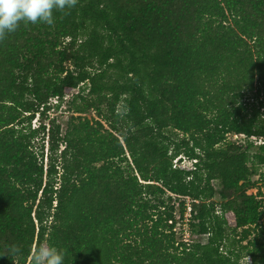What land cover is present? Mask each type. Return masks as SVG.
<instances>
[{"label":"trees","instance_id":"1","mask_svg":"<svg viewBox=\"0 0 264 264\" xmlns=\"http://www.w3.org/2000/svg\"><path fill=\"white\" fill-rule=\"evenodd\" d=\"M262 95L264 0H77L21 22L0 39V264L40 245L63 264H264Z\"/></svg>","mask_w":264,"mask_h":264},{"label":"clouds","instance_id":"2","mask_svg":"<svg viewBox=\"0 0 264 264\" xmlns=\"http://www.w3.org/2000/svg\"><path fill=\"white\" fill-rule=\"evenodd\" d=\"M77 0H0V39L17 30L21 22L54 24V11L71 9ZM8 252L20 249L10 245ZM64 254L54 246L40 245L33 254V264H63Z\"/></svg>","mask_w":264,"mask_h":264},{"label":"rangeland","instance_id":"3","mask_svg":"<svg viewBox=\"0 0 264 264\" xmlns=\"http://www.w3.org/2000/svg\"><path fill=\"white\" fill-rule=\"evenodd\" d=\"M84 86H86V85H84ZM78 91L79 90L76 89L73 93H77ZM73 93L70 94V95H67L65 100H64V102L61 103V105L59 107H57L58 99L57 98L52 99V106L53 107L48 112V115L50 116V118L55 116V117H57V119L61 123H63V124L66 123V121L69 119V117L72 114L71 109L69 107L68 101L72 98ZM262 98L264 100V95H262ZM85 115H87L89 118H91L93 116L96 117V115L93 112L92 113H87ZM39 116H40V114L37 113L35 118L33 119V127H38L39 126V124H40ZM245 139H246V136L237 137L236 138L234 136V133H228L227 134V141H241V140L243 141ZM251 140H254L256 142V144L264 143V137L252 136ZM46 152H47V148H46ZM176 159H174V160H176ZM45 162H47L46 158H45ZM193 163H194V160H190L187 157H182V159L180 161H178V164H181V165L186 166V167H193ZM256 168H257L258 171L253 176V180L258 182V186L256 188L250 189L248 192L249 193H253V192L256 193V192H258V189H259L258 187L260 186L261 189H259V190L263 194V205H264V181H263V175H262V173L264 172V166L257 165ZM216 185H217V187H220V185L218 183H216ZM215 200H217V201L221 200V198H220V196L218 194L215 197ZM172 203L176 206L177 219H179L178 223L176 224L175 230L178 233V235L184 241H191L192 238H193V235H192V233L190 231V227L188 225V219H185V220L183 219L182 220V219L179 218V215H178L179 214V210H178L179 199L177 197L176 198L174 197V200H173ZM187 205L191 206L189 199H187ZM188 212H190V209H188ZM186 217H190L189 213L186 215ZM230 220H232V216H230ZM203 240L207 241V236L206 235L203 236ZM28 264H31V263H28ZM241 264H250V258L247 257V256L242 257Z\"/></svg>","mask_w":264,"mask_h":264},{"label":"built area","instance_id":"4","mask_svg":"<svg viewBox=\"0 0 264 264\" xmlns=\"http://www.w3.org/2000/svg\"><path fill=\"white\" fill-rule=\"evenodd\" d=\"M234 136L237 138V137H243L244 135H239V134H234ZM181 157V156H180ZM180 157L179 158H177L176 160H174L175 162H174V166L175 167H180V168H182V169H190V168H193V167H186V166H183V165H181V164H178V161H180ZM184 157V156H183ZM193 165H194V163H193ZM189 209L191 210V207H189Z\"/></svg>","mask_w":264,"mask_h":264}]
</instances>
